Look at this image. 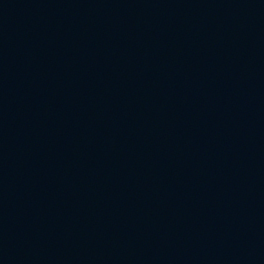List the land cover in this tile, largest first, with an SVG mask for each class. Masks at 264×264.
<instances>
[{
	"label": "water",
	"instance_id": "1",
	"mask_svg": "<svg viewBox=\"0 0 264 264\" xmlns=\"http://www.w3.org/2000/svg\"><path fill=\"white\" fill-rule=\"evenodd\" d=\"M0 264H264L237 0H0Z\"/></svg>",
	"mask_w": 264,
	"mask_h": 264
}]
</instances>
